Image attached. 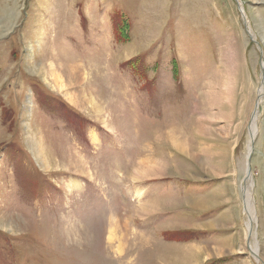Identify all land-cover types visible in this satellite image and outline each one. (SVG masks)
Returning <instances> with one entry per match:
<instances>
[{
	"label": "rangeland",
	"instance_id": "1",
	"mask_svg": "<svg viewBox=\"0 0 264 264\" xmlns=\"http://www.w3.org/2000/svg\"><path fill=\"white\" fill-rule=\"evenodd\" d=\"M241 1L247 24L237 0H0V264H264V0Z\"/></svg>",
	"mask_w": 264,
	"mask_h": 264
},
{
	"label": "bare ground",
	"instance_id": "2",
	"mask_svg": "<svg viewBox=\"0 0 264 264\" xmlns=\"http://www.w3.org/2000/svg\"><path fill=\"white\" fill-rule=\"evenodd\" d=\"M237 3L240 5V8H241V10H242V13H243V19H244V21H247V19H246V15H245V11H244V9H243V6H242V1L241 0H237ZM6 11H8L7 9H3V10H1V12H0V16L2 17H4V20H7V18H8V16H10L11 15V12L9 11V12H6ZM9 20V19H8ZM8 20H7V22H8ZM3 22V21H2ZM6 22V21H5ZM6 22V23H7ZM3 24H5V23H3ZM1 27V26H0ZM3 29H5V28H3ZM1 34V33H0ZM55 68V67H54ZM68 69H69V72H70V74H71V76H72V82H78V78H79V74H78V71L75 69H71L70 67H67ZM58 71V70H57ZM105 71V70H104ZM53 73V72H52ZM57 73V72H56ZM53 75H55V74H53ZM57 75V74H56ZM59 75V74H58ZM68 76V75H67ZM70 78V77H69ZM59 79H62V78H59ZM70 81H71V79H70ZM64 82V81H63ZM75 84V83H74ZM62 85H63V83H62ZM94 89V88H93ZM100 89V88H99ZM113 89V88H112ZM101 91H102V89H101ZM115 91V90H114ZM117 91V90H116ZM117 95H119V97H121V94H117ZM73 96V95H72ZM91 96V95H90ZM94 96H96V95H94ZM98 97H99V95L98 96H96V97H90L89 99H86V101L85 102H87L88 104H89V106H90V108L95 112V114L97 115V117L99 118V119H101V121H102V124H104L105 126H106V124L108 125V126H111V125H109L107 122H108V120L109 119H107L106 118V116H105V114H104V111L105 112H107L108 111V109H107V107H104L106 104H104L103 103V101H102V99H98ZM113 97V96H112ZM111 97V98H112ZM118 98V97H117ZM122 98V97H121ZM70 99V98H69ZM83 99V98H82ZM113 99H114V97H113ZM73 101H75V99H73ZM72 102V101H71ZM74 105H76V106H79L78 104L79 103H77V101H75V102H72ZM76 103V104H75ZM81 104V103H80ZM111 113V112H110ZM112 113H114V112H112ZM111 113V114H112ZM117 113V112H116ZM107 114V113H106ZM107 116H108V114H107ZM112 116V115H111ZM108 118H109V116H108ZM257 117H256V115H255V119H256ZM256 120H254V122H255ZM111 122V121H110ZM31 126V125H30ZM107 126V127H108ZM255 128H256V126H255ZM254 128V132H255V129ZM115 131V130H114ZM36 134V133H35ZM168 134V133H167ZM30 136V135H29ZM32 136V135H31ZM36 136V135H35ZM31 138V137H30ZM35 139V138H34ZM38 140V139H37ZM39 141V140H38ZM44 141V140H43ZM42 141V142H43ZM31 142H33V140L31 141ZM37 142V141H36ZM34 143V142H33ZM179 143V144H178ZM182 143L183 142H181V141H178L177 140V142L175 141L174 142V144H176V145H178V146H180V145H182ZM32 143H30V145H31ZM46 146V145H45ZM30 148H32L31 146H29ZM46 148L44 147V145H43V143H41V144H34L33 145V148H32V150H31V152H32V154L35 156V158L37 159H42V161L44 162V163H46V164H50L51 162H50V157L48 156V155H46L45 154V152H46V150H45ZM166 166H167V164H163L162 162L161 163H156V164H149V165H146V163L145 164H142L141 166H139V167H137V169H135L134 170V172L132 173V176L134 175V179L136 180V179H140V178H143V177H145V176H162L161 175V173L163 174V172H164V170H165V168H166ZM157 174H160V175H157ZM249 178H251V176L250 177H248V175H247V179H249ZM247 179H245V184H246V182H247ZM245 184H243V186H245ZM69 187H78V183H76V182H74V183H71V184H69ZM250 188H251V186L250 185H248V187L245 189V187H244V190H245V193H246V201L247 202H250L251 201V199H250V194H249V191H250ZM163 203V202H162ZM201 203V202H200ZM156 206L157 205H155V204H153V203H149V202H146V204L145 205H141L140 207H139V210L138 211H140L139 213L140 214H142V212H144V213H146L147 211H149V210H151V211H154V209L156 208ZM160 206V205H159ZM159 208V207H158ZM200 208V207H199ZM120 219V218H119ZM119 219H113V221L111 222V226L109 227V237H110V239H113V240H117V241H119L120 243H121V246H122V244L124 243H126V240H127V236L126 235H128V234H126L127 233V231H126V225H125V228H124V224H123V221H119ZM128 230V229H127ZM132 233L133 234H138V233H134V231H132ZM141 235V234H140ZM132 236V235H131ZM145 238V237H144ZM141 240V239H140ZM147 244V243H146ZM123 247H124V245H123ZM117 248V250L119 249V248H121L120 246H117L116 247ZM251 254L253 255V257H255L257 260H258V257L256 256V255H254V253H253V251L251 250Z\"/></svg>",
	"mask_w": 264,
	"mask_h": 264
},
{
	"label": "water",
	"instance_id": "3",
	"mask_svg": "<svg viewBox=\"0 0 264 264\" xmlns=\"http://www.w3.org/2000/svg\"><path fill=\"white\" fill-rule=\"evenodd\" d=\"M239 7H240V5H239ZM240 11H241V14H242V17L244 16L243 15V13H242V10H241V8H240ZM245 23H246V21H245ZM247 24V23H246ZM250 35V37H251V39L254 41V42H256V40L253 38V36L251 35V34H249ZM260 50H261V48H260ZM261 52H262V50H261ZM263 68H264V66H263V63H262V65H261V69L263 70ZM262 83L261 84H263V87H264V71H262ZM262 86V85H261ZM259 93H260V91H259ZM264 95V94H263ZM263 95H261V94H259V101L257 102V108H256V111H255V115L258 113L257 111L259 110V108H260V103H261V98H262V96ZM251 149H250V152H249V162H248V171H247V175H248V177H250L251 176V169H250V157H251V154H252V149H253V141H251ZM243 184H245V180L243 181Z\"/></svg>",
	"mask_w": 264,
	"mask_h": 264
},
{
	"label": "trees",
	"instance_id": "4",
	"mask_svg": "<svg viewBox=\"0 0 264 264\" xmlns=\"http://www.w3.org/2000/svg\"><path fill=\"white\" fill-rule=\"evenodd\" d=\"M115 33H116L117 39L119 40V28H116Z\"/></svg>",
	"mask_w": 264,
	"mask_h": 264
},
{
	"label": "crops",
	"instance_id": "5",
	"mask_svg": "<svg viewBox=\"0 0 264 264\" xmlns=\"http://www.w3.org/2000/svg\"><path fill=\"white\" fill-rule=\"evenodd\" d=\"M140 205H142L141 202H140Z\"/></svg>",
	"mask_w": 264,
	"mask_h": 264
}]
</instances>
